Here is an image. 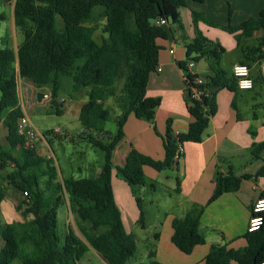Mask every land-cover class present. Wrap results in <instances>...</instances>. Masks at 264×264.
<instances>
[{
  "label": "trees",
  "instance_id": "obj_1",
  "mask_svg": "<svg viewBox=\"0 0 264 264\" xmlns=\"http://www.w3.org/2000/svg\"><path fill=\"white\" fill-rule=\"evenodd\" d=\"M204 3L206 0H193ZM187 5L186 0H15L14 23L23 40L15 51L7 34L0 41V113L8 110L4 125L9 150L0 147V170L13 162L17 172L7 176L13 189L27 193L28 202L18 203L16 209L25 218L24 222L3 225L0 220V264H13L20 259L22 264H80L95 251L106 264H127L137 251V239L128 232L123 223L113 190V177L126 182L133 190L139 209V222L144 223L143 199L136 194L135 187H145L147 176L144 166L161 172L178 168L175 154L180 144L201 143L212 118L217 114L216 93L213 90L227 89L237 94L240 91L237 78L221 66L225 48L212 41L200 31V13L193 12L195 38L186 44V61L178 65L184 73L187 108L193 122L185 132L175 133L171 119L167 121L164 136L166 152L163 161L141 154L135 148L129 152L123 166L112 162L113 152L124 139V126L131 115L156 126V112L161 100L147 97V86L152 73L159 67V39H167L165 25L161 19L181 27L179 10ZM235 35L241 48V64L252 68L264 62V10L257 18H250L239 26H219ZM107 35L98 42L97 31ZM262 35L255 46H242V39ZM206 60L208 73L205 83L198 85L199 75L192 74L188 63ZM71 80L74 95L86 93L87 101L80 111V123L88 131L87 141L105 154V162L95 178L74 177L59 179L52 160L38 155L35 149L24 148L17 157L15 150L24 139L17 131L18 120L24 115L20 106L19 80L31 82L36 89L49 88L53 113L63 114L59 103L62 78ZM123 85L118 90V82ZM264 87V78L258 73L254 85ZM212 92V97L196 96L197 92ZM116 98L119 115L116 117V132L106 129L112 118V109L105 105ZM232 106L237 110L236 101ZM264 109V105H263ZM239 119L240 116H239ZM51 131L47 132L49 136ZM107 137L97 138L96 134ZM264 142L253 144L252 156L261 160ZM264 177V164L254 175L239 176L229 166L227 173L217 167L214 176L215 188L211 198L203 205L194 206L183 218L172 221V243L182 253L190 255L199 245L207 243L201 231V217L206 208L226 193L238 192L244 180ZM176 191H180L177 178ZM7 190L0 184L1 204ZM69 201L71 212L78 218L84 240L71 228L64 236L58 233V210ZM260 199H264V192ZM26 208H25V207ZM252 217H260L258 229L244 234L247 245L241 249L228 248L225 243L212 244L204 264H263L264 263V210ZM144 227V224H143ZM156 240L158 234L155 235ZM154 253H151V257ZM153 264H161L153 260Z\"/></svg>",
  "mask_w": 264,
  "mask_h": 264
},
{
  "label": "crops",
  "instance_id": "obj_2",
  "mask_svg": "<svg viewBox=\"0 0 264 264\" xmlns=\"http://www.w3.org/2000/svg\"><path fill=\"white\" fill-rule=\"evenodd\" d=\"M186 3L187 5L179 10L181 27L169 22L165 25L168 38L157 41V44L161 47L159 67L156 72L151 74L147 86V97L161 100V105L156 112V126L160 136L149 122L131 115L124 126L125 137L113 152L112 162L115 166L125 164L132 148L154 160L163 161L166 152L162 136L166 133L167 121L172 120L175 133L187 131L189 125L193 122V117L190 115L186 103L187 93L185 91L184 73L178 65L180 62L186 61V44L195 38L193 12L200 13L204 17V21L198 23V27L204 36L212 41L220 42L225 48L226 53L223 56L221 66L232 74L234 66L241 64L243 60L241 48L238 46L235 35L210 24L219 26L231 24L236 27L250 18H257L259 13L264 10V0H206L204 3L186 0ZM12 17L13 26L10 34H8L10 36L9 45L17 51L23 37L15 26L13 11ZM261 35L262 33L258 32L254 38L242 39V46H249L247 44L250 41ZM103 37L106 38L107 35L103 34ZM1 43L5 44L2 41ZM172 50H174V53H171ZM230 54H233L234 59L229 62L230 69L228 70L224 67V59ZM208 69V62L201 60L195 64L193 73L205 76ZM251 69L252 76L256 78L259 71L258 65H252ZM23 83L24 80H19V96L32 97L33 94L30 96L23 94ZM259 86V84H255L253 89L240 90L237 94L227 89L213 90L212 92L216 93L218 111L212 118L204 134L203 141L184 145V158L178 168L159 172L151 166H144V172L150 180L149 183L154 192H157L158 186L163 185L166 180L174 179L176 181L177 178L180 179V191H176L177 187L173 188V192L169 194L170 203L165 202L162 205L161 199L155 201L157 209L161 214H164V221L160 223L161 229L154 233L155 235L158 234L157 244L153 252L155 261L161 264H204L212 244L226 242L229 244L228 248L232 249H241L247 245V241L243 236L247 232L252 218L250 208L260 200V195L264 192V177L244 180L238 192L226 193L206 208L201 217V231L205 235L207 243L197 246L190 255L182 253L172 243V221L174 218H183L194 206H203L208 202L215 188L214 176L217 167L222 172L227 173L229 166H232L234 172L242 176L256 174L264 164V152L261 160L254 159L252 156L253 144L264 142V102H258V99L261 98ZM31 87L32 91H39L34 85ZM242 92L247 94L243 95ZM39 93L40 91H36V94ZM77 97L75 98L76 104L72 106L71 110L80 116V110L87 101V97L86 93L84 97L79 95ZM78 100L79 110L76 112ZM234 100L236 101L237 110L232 106ZM108 102L113 104L112 98L107 101V105ZM20 106L24 115L29 117L21 99ZM118 111L117 103L116 112ZM8 112L6 110L0 113V147L7 151L10 147L6 139L8 130L4 122ZM239 116L241 119H239ZM79 126L80 132L85 135L84 138L88 134H94L86 130L81 124ZM96 135L99 139L107 137L106 134L102 133ZM50 146L45 141V144L40 146L38 155L42 158L48 157L49 154L46 155L45 151L51 149ZM17 152L12 150L10 154L17 157ZM102 167L103 163L97 167L88 164L79 167L78 170L81 173L89 174V177L85 178H95L101 172ZM6 171L7 169L0 170V177H3L1 175ZM113 190L122 218L125 215H139L132 188L118 178L116 174L113 177ZM11 191H7L6 197H9ZM18 193L17 204L21 200V192L18 191ZM173 194L177 195V199H173ZM144 201L143 199V203ZM151 204L153 205L152 202ZM16 205H14V209H16ZM1 215L2 211L0 217ZM222 234L226 240L225 242Z\"/></svg>",
  "mask_w": 264,
  "mask_h": 264
},
{
  "label": "rangeland",
  "instance_id": "obj_3",
  "mask_svg": "<svg viewBox=\"0 0 264 264\" xmlns=\"http://www.w3.org/2000/svg\"><path fill=\"white\" fill-rule=\"evenodd\" d=\"M14 3L15 0H0V38L10 34L11 32V27L13 26L12 11ZM95 38L98 42L102 41L103 33L101 30L95 34ZM247 45L255 46L257 45V40L253 39V41H250ZM3 47L4 46L0 41V48ZM233 59V54L228 55V57L224 59V67L226 69H230L229 62ZM122 85L123 80H120L117 84L118 90L121 89ZM31 86H33L31 82L24 81L22 86L23 94H28V96L33 94V96L30 98L20 96V99L24 102L27 113L29 114L34 126L41 134L46 136L47 142L51 145V150L47 149L45 154H53V158L50 160L53 161L55 167L57 168L59 179L63 180L70 177H89V174L79 172L78 168L84 165L87 166L88 164H92L96 167L101 163L104 164L105 154L101 149L93 147L87 139H83L85 135L83 132H80L79 129V125L81 123L78 113L76 114L71 110L72 106L76 104L75 98H78V95H74L71 91V80L67 77L62 78V90L59 93V103L62 105L67 104L63 107V114L61 115L52 112L49 88L39 90V94L43 95L42 100L39 101L37 98L39 94H36V91H39H32ZM259 92L261 94V98L258 99V102H264V87L259 86ZM242 94L245 95L247 93L242 92ZM84 95L85 93L79 94L80 97H84ZM62 99H65V101L63 102ZM112 103L113 104H110L108 102V105L107 102L105 103L106 106L112 109V118L107 122L106 128L110 132L115 133L117 129L115 119L120 111L116 112V98H112ZM75 110L76 112L79 110V100L78 107ZM58 127L64 130V135H47V132ZM18 153L19 152L16 154L17 156ZM45 159L49 160L48 157ZM16 170V166L13 162H11L7 167V171L1 175L3 177H0V184L4 186L7 191L12 190L9 197H6L2 204V215L0 220L3 225L25 221L22 213L14 209V205L17 204L16 198L19 196V193L9 185V181L7 179V176L11 173L17 172ZM149 181L150 180L147 177V184L145 187L134 188L136 194L140 195L145 200L143 203L145 212L144 223L139 222L140 215L138 214L135 216L125 215L124 218H122L127 231L134 233L137 239V251L134 257H132L127 264H153L154 257H151V253L155 251V245L157 244L154 233L161 229L160 223L164 221V214H161V212L157 209L155 201H157V199H161L160 202L162 205H164L165 202L170 203L171 198L169 194L173 192V188L177 187L176 181L174 179H170V181L166 180L163 185L158 186L157 192H154L151 189ZM20 198V203L28 202L27 196H25L23 192L20 193ZM173 199H177L176 194H173ZM78 223V218L71 212L68 198L65 195V203L58 210L59 237L64 239V236L68 232L69 228H71L79 238L84 240V237L77 227ZM13 264H22V262L20 259H16ZM80 264L106 263L98 254L91 251Z\"/></svg>",
  "mask_w": 264,
  "mask_h": 264
},
{
  "label": "built area",
  "instance_id": "obj_4",
  "mask_svg": "<svg viewBox=\"0 0 264 264\" xmlns=\"http://www.w3.org/2000/svg\"><path fill=\"white\" fill-rule=\"evenodd\" d=\"M158 24L159 25H167L168 22L165 19H161V20H159ZM171 53H174V50H172ZM195 64L196 63L193 61H190L188 63V68L192 74H194L193 69L195 67ZM237 67L245 68L246 74L237 75L235 72V68H237ZM233 74L237 78L238 86H239L240 90H251L254 88V77L252 76L251 67H249L248 65H244V64H238V65L234 66ZM259 75L264 78V62L259 64ZM240 81H251V87H247V88L240 87V85H239ZM196 82L198 85H203L205 83V78L203 76H199L196 79ZM200 95H206V96L211 98L212 92L209 90H206L205 92H197L196 93V96H200ZM62 101L64 102L65 99H62ZM17 131H18L19 136H21L24 139V142H23V144L17 145L16 151L19 152V151L23 150L24 148H32V149H35L36 152L39 154L40 146L45 144V141H47L46 136L41 134L38 131V129L34 126V124L32 123V121L30 120V118L28 116L23 115L18 120ZM64 134H65L64 130L62 128L58 127L56 129L52 130L49 136H51V135H61L62 136ZM184 154H185L184 145L180 144L178 147V150L175 154L176 162L181 163L183 158H184ZM48 158L52 159L53 154L49 153ZM24 195L27 196V193H25ZM262 204H264V199H260L256 202V204L254 205V212L255 213H259V212L264 210V207H261ZM260 225H261V218L257 217V216L252 217L250 220L248 231L252 232V231L258 229Z\"/></svg>",
  "mask_w": 264,
  "mask_h": 264
},
{
  "label": "clouds",
  "instance_id": "obj_5",
  "mask_svg": "<svg viewBox=\"0 0 264 264\" xmlns=\"http://www.w3.org/2000/svg\"><path fill=\"white\" fill-rule=\"evenodd\" d=\"M235 72L237 75L246 74V69L241 68V67H237V68H235ZM239 85L242 88L251 87V81H240Z\"/></svg>",
  "mask_w": 264,
  "mask_h": 264
},
{
  "label": "water",
  "instance_id": "obj_6",
  "mask_svg": "<svg viewBox=\"0 0 264 264\" xmlns=\"http://www.w3.org/2000/svg\"><path fill=\"white\" fill-rule=\"evenodd\" d=\"M37 98H38L39 101H41L42 98H43V95L39 94V95L37 96Z\"/></svg>",
  "mask_w": 264,
  "mask_h": 264
},
{
  "label": "snow or ice",
  "instance_id": "obj_7",
  "mask_svg": "<svg viewBox=\"0 0 264 264\" xmlns=\"http://www.w3.org/2000/svg\"><path fill=\"white\" fill-rule=\"evenodd\" d=\"M261 207H264V204H262Z\"/></svg>",
  "mask_w": 264,
  "mask_h": 264
}]
</instances>
